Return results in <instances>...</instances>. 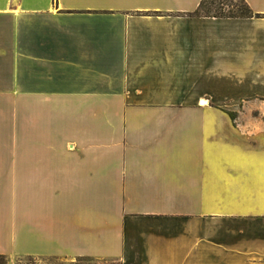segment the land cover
<instances>
[{
    "label": "crops",
    "instance_id": "crops-1",
    "mask_svg": "<svg viewBox=\"0 0 264 264\" xmlns=\"http://www.w3.org/2000/svg\"><path fill=\"white\" fill-rule=\"evenodd\" d=\"M199 1L0 0V264H264V0Z\"/></svg>",
    "mask_w": 264,
    "mask_h": 264
},
{
    "label": "trees",
    "instance_id": "trees-1",
    "mask_svg": "<svg viewBox=\"0 0 264 264\" xmlns=\"http://www.w3.org/2000/svg\"><path fill=\"white\" fill-rule=\"evenodd\" d=\"M194 13H205L216 16L254 15L252 9L245 0H200ZM2 262L3 258L0 256V263Z\"/></svg>",
    "mask_w": 264,
    "mask_h": 264
},
{
    "label": "rangeland",
    "instance_id": "rangeland-1",
    "mask_svg": "<svg viewBox=\"0 0 264 264\" xmlns=\"http://www.w3.org/2000/svg\"><path fill=\"white\" fill-rule=\"evenodd\" d=\"M206 10V9H205Z\"/></svg>",
    "mask_w": 264,
    "mask_h": 264
}]
</instances>
